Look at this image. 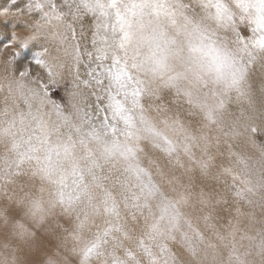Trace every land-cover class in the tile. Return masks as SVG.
<instances>
[{"label":"snow or ice","instance_id":"6c2138e0","mask_svg":"<svg viewBox=\"0 0 264 264\" xmlns=\"http://www.w3.org/2000/svg\"><path fill=\"white\" fill-rule=\"evenodd\" d=\"M0 264H264V0H0Z\"/></svg>","mask_w":264,"mask_h":264}]
</instances>
